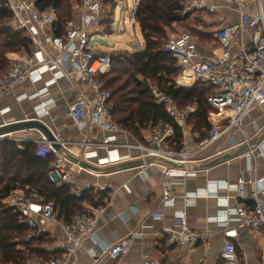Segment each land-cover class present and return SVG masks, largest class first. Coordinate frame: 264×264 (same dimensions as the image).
I'll list each match as a JSON object with an SVG mask.
<instances>
[{
  "label": "built area",
  "instance_id": "1",
  "mask_svg": "<svg viewBox=\"0 0 264 264\" xmlns=\"http://www.w3.org/2000/svg\"><path fill=\"white\" fill-rule=\"evenodd\" d=\"M3 1L13 13L11 24L15 29L25 31L31 41V49L25 55L7 54L10 64L6 70H0V100L14 95L17 87L25 82L32 84L43 82V86L35 91L22 92L16 96L19 101L38 99V103L33 108V115L26 118L43 120V116L48 115L55 105L50 86L61 79H66L72 92L68 116L80 126L93 125L106 133L101 141H65L59 137V127L56 126L54 131L57 133L58 141L68 151L72 152L73 147L80 145L95 147L79 156L86 160L96 159L95 164L99 166L148 156L164 157L185 163H201L231 148L248 143L254 138L249 128L251 125H256L251 112L264 106V0H224L234 6L238 21L216 27L211 31L218 47L222 49L220 55H213L204 60L199 51L201 41L189 30L170 36L163 46L164 51L170 53L176 59L177 65L182 68L180 76L189 72L193 76V84L200 81L211 87V94L208 97V104L211 107L208 119L211 126L205 136L200 137L198 131L188 129L189 117L198 108L197 103L182 109L169 95L148 81L156 102L164 106L172 122L149 123L144 129L147 132L144 139L133 142L121 141L119 138L120 134L130 135V131L115 121L112 114V91L103 78L112 68V54L96 47V45L102 46L96 41V36L107 33L102 22L110 13L113 1L81 0L76 11L78 17L66 21L62 34L54 32L57 25V10L54 7L42 10L39 6L41 0ZM140 1L135 0L132 10H129L130 6L127 5L129 16L124 15L123 31L127 30L128 25L135 29L138 27ZM114 3L115 9L117 0H114ZM221 7L212 0H182L180 13L209 16L210 13L219 12ZM111 26L113 32H120V21H115L113 18ZM245 36H248V42H245ZM135 38L137 48L142 49L144 45L136 31ZM47 74L48 78H45ZM179 77L176 83L183 85L179 82ZM9 110L6 107L0 111V125L17 120L1 121ZM177 126L184 134L178 144L174 141ZM31 130H23L26 132L24 135L19 134V131L2 134L0 142L4 140L18 143L31 142L37 145L40 154L53 152L56 161L49 172V180L57 188L66 185L84 170L62 152L56 151L42 134L40 137L28 136ZM259 130L262 128H258ZM236 132L241 133L242 141H235ZM223 139L228 140L229 148L223 147L212 153L209 152V149ZM97 147L105 149L104 157H99ZM244 154L250 160L258 155H264V140L258 146H251ZM157 165L162 167L164 176L169 178L163 185L162 203L166 206L174 205V190L178 184L176 179L197 175L199 170ZM244 182L245 179L242 177L236 184L211 183L204 188L202 196H217L219 187H226L241 195V185ZM259 182L260 185L252 192L254 204L246 205L236 201L230 205V197L227 196L220 203L223 208L219 214L212 218L225 229L226 239L221 249L222 264H241L235 244L238 226H249L264 234V197L259 196L260 193H264L262 186L264 177H261ZM108 186L114 187L113 184ZM100 190H106V186H101ZM198 197L201 195L194 191L185 195V201L189 205L196 204ZM4 203L18 213L21 222L31 228L32 231L24 239L25 242L45 231L44 223L58 221L56 200L46 199L30 186L13 189L5 197ZM102 214H107L111 218L115 216L111 203L89 206L84 212L77 214L70 223L61 222L64 236L57 245L63 250L62 254L48 260L30 256L26 264H77V253L83 248L85 240L93 237ZM152 217L155 220H162L164 214L161 211H154ZM167 232L168 241L173 245H192L203 239L208 243L209 233L203 234L189 227L183 212L175 213L174 227L169 228ZM135 236L136 233L120 236L99 250H92L94 261L98 262L100 257L105 255L117 264H122L120 260L130 252ZM145 263L160 264L156 260H146Z\"/></svg>",
  "mask_w": 264,
  "mask_h": 264
},
{
  "label": "crops",
  "instance_id": "2",
  "mask_svg": "<svg viewBox=\"0 0 264 264\" xmlns=\"http://www.w3.org/2000/svg\"><path fill=\"white\" fill-rule=\"evenodd\" d=\"M221 5L219 12L211 16V20L216 27L227 26L238 21V15L233 5L227 4L224 0H212ZM80 2L75 5L77 11ZM77 13V12H76ZM114 5L111 4L110 13L107 16L113 17ZM75 17H78L75 14ZM209 29L205 28L204 31ZM251 31V28L249 27ZM245 42L249 41L245 36ZM115 47H116V42ZM234 48H236L234 46ZM103 51H108L104 50ZM121 50V51H120ZM118 49L115 51L123 52ZM135 50H138L135 49ZM113 51V50H112ZM110 51V52H112ZM201 57L204 60L211 56L220 55L222 49L214 42H201L199 47ZM26 52L9 53L13 55H25ZM182 77V76H181ZM189 77V76H188ZM48 78V74L45 75ZM184 79V76L182 77ZM182 79V80H183ZM188 79V78H187ZM183 83L182 81H180ZM193 85V84H192ZM43 86V82L32 84L25 82L19 85L15 94L0 100V111L6 107L10 110L2 117V120L22 119L33 115V108L38 103V99H23L19 101L16 96L22 92H33ZM190 86V85H189ZM51 96L55 100V105L50 109L48 115L43 116V120L55 130L59 127L58 135L61 139L78 141H101L106 133L93 125L77 124L68 116V110L72 101V92L69 90V83L66 79H61L50 86ZM251 117L256 125H251L250 132L252 137H258L264 131V106L254 109ZM258 128L262 130L258 131ZM19 134L26 132L19 131ZM147 132L142 129L141 137H136L130 132V135L120 134L121 141L133 142L137 139L143 140ZM28 136H42L39 130L32 129ZM235 141H242L240 132L234 134ZM260 145V144H259ZM258 146V145H257ZM229 148L228 140L223 139L216 146L209 149L213 152L219 148ZM95 147L75 146L72 153L82 155L85 151H91ZM99 157L106 155L105 149L98 148ZM244 177L245 182L242 187V194L238 195L236 191L219 187L217 196H202L204 188L208 184L224 182L236 184L239 178ZM264 177V155H258L253 160L246 157L244 153L238 157L210 169H201L197 175L177 178L178 184L175 186V204L166 206L162 203L163 185L169 178L164 176V171L160 165L152 164L144 168H132L120 170L111 173H95L88 170H82L75 179L67 184L71 185L72 192L81 193L89 186H95L100 191L101 186H106L103 195V203H111V209L114 217L107 214L100 215L94 230L93 237L85 240L83 248L77 253V264H117L110 257L103 255L98 262H95L91 251L99 250L105 245L112 243L117 237L128 236L136 233L130 252L125 255L120 262L122 264H146V260H156L160 264H222L221 258L222 245L225 242L224 227L217 224L213 217L219 214L221 202L225 197H230L229 204L233 205L236 201H241L246 205H252L255 200L252 192L260 185L259 179ZM185 181L181 183L180 181ZM113 184L114 187L108 186ZM264 187V184L262 185ZM201 195L196 204L189 205L185 201V195L192 192ZM259 196L264 197V193ZM100 199V195L95 196V201ZM85 209L88 205L83 202ZM154 211H161L164 214L162 220H155L152 217ZM177 212H183L186 215L187 224L192 229L198 230L203 234L209 233L206 239L199 240L192 245L177 246L168 241L169 228L174 227V215ZM62 219L56 222L44 223L43 228L48 232L49 237L54 240L47 245L49 252H59L63 250L57 245L63 238L61 227ZM237 238L235 239L237 253L241 264H264V234L259 233L249 226H238Z\"/></svg>",
  "mask_w": 264,
  "mask_h": 264
},
{
  "label": "trees",
  "instance_id": "3",
  "mask_svg": "<svg viewBox=\"0 0 264 264\" xmlns=\"http://www.w3.org/2000/svg\"><path fill=\"white\" fill-rule=\"evenodd\" d=\"M39 6L42 10L49 7L57 10L55 34H62L66 21L76 14L70 0H41ZM181 8L182 0H141L138 27L144 47L133 52L125 50L111 53L112 68L103 78L112 91V114L119 125L136 137H141L142 129L151 122H172L164 106L156 102L148 81L169 95L182 109L198 104L188 123L194 119L192 130L198 131L200 137H204L211 126L208 119L211 87L200 81L193 84L192 76H186L189 79L183 80V85L177 84L182 68L163 49L168 40L167 27L187 22L191 18L190 14L182 15ZM12 19V11L0 0V70H6L10 64L8 53L30 52L31 49V41L25 31L15 29L11 24ZM112 21L111 15L103 19L102 24L107 33L113 32ZM206 32L203 30V35ZM193 33L203 42L200 33ZM183 137V130L177 126L174 141L178 144ZM55 161L53 152L40 154L34 143L12 140L0 142V264H26L30 256L48 260L59 255V252L46 250L47 245L54 240L46 231L28 242L24 241L31 233V228L20 221L17 212L3 203L13 189L30 186L46 199H55L57 219L61 218L65 223H70L77 214L84 212L86 206L83 202L92 206L104 204V190L97 191L95 186L85 188L80 194L72 192L70 184L57 188L49 180V172ZM97 194L100 199L95 201Z\"/></svg>",
  "mask_w": 264,
  "mask_h": 264
},
{
  "label": "water",
  "instance_id": "4",
  "mask_svg": "<svg viewBox=\"0 0 264 264\" xmlns=\"http://www.w3.org/2000/svg\"><path fill=\"white\" fill-rule=\"evenodd\" d=\"M117 28V26L115 27ZM100 44L107 46V47H115V43L109 42L108 40L99 37L96 39ZM35 129L39 130L40 133L49 141L51 142L54 149L58 152H62L66 157H68L71 161L79 164L85 170L92 171L95 173H111L117 172L120 170L125 169H132V168H140L146 165L151 164H163L164 166L176 169H210L216 166H219L223 163H226L242 153H244L247 149L251 146H257L264 140V131L258 137L251 139L248 143H243L237 147L231 148L230 150L217 155L205 162L201 163H185L180 161L170 160L164 157L158 156H148L145 158H137L129 161H124L120 163H116L113 165L108 166H99L95 163L97 162L96 159L86 160L79 155H75L74 153L68 151L59 141L57 137V133L54 131L53 128L49 126L44 120L39 118H22L17 119L16 121L10 123H3L0 125V135L6 134L9 132H18L22 130H30Z\"/></svg>",
  "mask_w": 264,
  "mask_h": 264
},
{
  "label": "rangeland",
  "instance_id": "5",
  "mask_svg": "<svg viewBox=\"0 0 264 264\" xmlns=\"http://www.w3.org/2000/svg\"><path fill=\"white\" fill-rule=\"evenodd\" d=\"M73 7H75V5H77L78 2H80V0H70ZM219 1V0H218ZM134 2L135 0H117V6L114 9V14H113V18L115 21H120V32H116L114 31L113 33H101L100 35H97L96 38L99 37H103L106 40H108L109 42H116V47H107V46H100V45H96V47L102 48L104 50H108L106 52H110V53H114L116 52L115 50L118 49H129V51L133 52L136 51L135 49H137V40L135 38V31L140 35L141 37V42L144 45V40L140 31V28L137 27L136 29L133 27H130L129 25L127 26V30L123 31V25H122V20L124 18V15L126 14V16H129V12L127 11L126 7L127 5L130 6L129 10H132L134 7ZM215 13H210L209 16L204 15V14H198V15H194L191 16V18L189 19V21L184 22V23H175L173 25H171L170 27H167V36L168 38L172 35L178 34L182 31L185 30H189L192 32H195L197 34L200 33L201 36H203V42H214L213 40V36H212V30L216 28L217 25H214V23L211 20V16L214 15ZM207 28L209 30H207L208 32L205 33V35H203V30ZM202 33V34H201ZM202 38V37H201ZM121 51V50H120ZM125 50H123L124 52ZM119 53V52H118ZM188 77L184 76V79L180 76L179 80L183 82V80H187ZM193 79V77H190ZM183 79V80H182ZM189 79V78H188ZM194 81V79H193ZM189 86V85H187ZM191 86V85H190ZM193 122L194 119H191L190 122L188 123V129H191L193 127ZM4 203V202H3Z\"/></svg>",
  "mask_w": 264,
  "mask_h": 264
},
{
  "label": "bare ground",
  "instance_id": "6",
  "mask_svg": "<svg viewBox=\"0 0 264 264\" xmlns=\"http://www.w3.org/2000/svg\"><path fill=\"white\" fill-rule=\"evenodd\" d=\"M183 76H192L189 72H187L186 74H184V75H182V77ZM193 77V76H192ZM179 82H180V80H179ZM181 83V82H180Z\"/></svg>",
  "mask_w": 264,
  "mask_h": 264
}]
</instances>
